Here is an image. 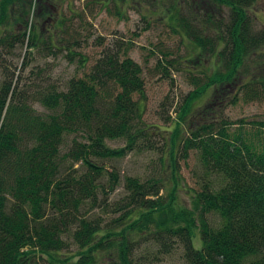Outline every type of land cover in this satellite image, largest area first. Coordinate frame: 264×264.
I'll return each mask as SVG.
<instances>
[{
    "label": "trees",
    "instance_id": "16d2710c",
    "mask_svg": "<svg viewBox=\"0 0 264 264\" xmlns=\"http://www.w3.org/2000/svg\"><path fill=\"white\" fill-rule=\"evenodd\" d=\"M52 1L37 0V13L46 7L45 19L54 21L43 37V29L28 20L34 0H0V47L27 41L32 51L63 53L84 67L88 57L80 50L88 39H80L69 17L47 15ZM259 1L192 0L194 9H206L208 20H219L215 36L204 35L180 9L170 13L173 30L217 67L204 83L188 71L196 87L173 128L144 122L143 70L119 41L105 46L90 71L65 89L31 91L32 85L22 88L14 77L0 82V264H151L141 259L149 255H138L144 243L154 246L152 261L178 253L184 264H264V146L253 135L230 132L227 120L182 130L185 116L210 88L226 94L240 86L248 95H264L263 78L239 84L247 58L264 48V28L256 29L248 12ZM93 3L119 13L133 0ZM215 7L228 10L227 21L215 17ZM21 23L19 35L8 29ZM168 65L158 64L166 75ZM35 101L46 111H38ZM114 140L125 145L110 146ZM149 150L159 153L150 175L123 176L117 162ZM191 151L198 153L202 173L199 188L187 192L188 206L179 198L185 186L180 158Z\"/></svg>",
    "mask_w": 264,
    "mask_h": 264
},
{
    "label": "rangeland",
    "instance_id": "374dc122",
    "mask_svg": "<svg viewBox=\"0 0 264 264\" xmlns=\"http://www.w3.org/2000/svg\"><path fill=\"white\" fill-rule=\"evenodd\" d=\"M89 0H53L50 3L51 18L69 17L72 19L70 25L80 31L81 37L88 39L83 42L82 51L88 57V63L82 67L77 60L69 62L64 58L63 53L51 54V52L37 49H29L27 41L22 45L14 47H0V82L14 77L17 84L31 91L43 90L50 86H57L59 89H65L69 80L74 77H83L88 73L100 56L105 46H112L116 41L123 44L124 47H130L128 55L137 62L143 70L145 78V109L143 120L149 125H158L169 129L173 128L178 121L179 108L186 95L195 89V78L188 71L192 70L199 75L202 83L206 81L205 74H211L217 67L214 58H209L208 54L197 52L192 42L184 38L182 34L175 32L170 23V13L180 9L182 15L192 21L200 30H205L206 36H215L217 33L218 19L208 20L203 15L205 8H193L197 4L191 3L192 0H165L157 2L156 0H133L130 7L125 4L120 5V12L109 6L101 8L99 4H88ZM158 3V4H157ZM191 5H190V4ZM206 7V6H205ZM38 2L30 10L29 22L36 23L40 29H43V37L49 33L46 30L54 28L52 19H45L47 8L38 11ZM20 8H16L17 15H21ZM211 11L215 17L227 21L228 10L217 7ZM169 12V14H167ZM256 29L264 28V0L257 2L248 10ZM197 13V18H192V14ZM53 14V15H52ZM226 14V15H225ZM27 20V16L23 17ZM13 19V18H12ZM32 20V21H31ZM13 22V20H11ZM172 22V21H171ZM31 24V23H30ZM199 25V26H198ZM9 25L8 29L14 34L24 32V24ZM203 28V29H202ZM103 42L104 45H98ZM198 53H201V61L196 62ZM166 54V55H165ZM166 57H165V56ZM182 57V58H181ZM183 66L180 61L187 60ZM191 60V61H190ZM168 65L169 75L163 73L158 66L159 62ZM179 61V64H178ZM246 73L242 78L244 84L248 79H264V48L258 54L249 56L246 60ZM189 66V68H186ZM179 69L180 71L176 70ZM255 76V77H254ZM32 83V84H31ZM25 86V87H24ZM245 88L240 86L230 87L229 92L220 94L215 88H210L205 96L197 102L193 110L185 116L182 130H188L195 127L203 120L219 119L227 120L231 123L230 132L242 131L247 135H253L257 144L264 146V95H248ZM138 97V95H136ZM35 108L40 111L46 109L38 102L34 103ZM184 131V132H185ZM71 140V138H69ZM155 142L158 138H153ZM108 144L115 148L125 145L123 140L108 141ZM159 159V153L154 150L129 153L125 158L117 162L123 176L133 175L147 177L154 168ZM198 153L191 151L186 158H180V174L183 177V190L180 191V202L191 206L190 196L187 192L190 189L199 188V175H201ZM122 192L120 188L115 196ZM210 219H215V214L208 215ZM195 248L201 247L199 235L193 239ZM137 252L151 264H184L180 254L161 256L152 261L154 246L150 243H144ZM38 264H47L41 261Z\"/></svg>",
    "mask_w": 264,
    "mask_h": 264
}]
</instances>
